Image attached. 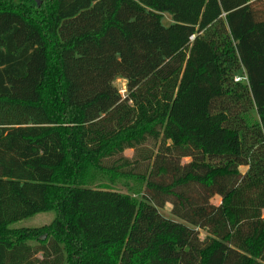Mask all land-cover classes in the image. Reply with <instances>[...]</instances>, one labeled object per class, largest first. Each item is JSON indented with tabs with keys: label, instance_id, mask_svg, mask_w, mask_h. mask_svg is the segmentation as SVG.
Segmentation results:
<instances>
[{
	"label": "trees",
	"instance_id": "1",
	"mask_svg": "<svg viewBox=\"0 0 264 264\" xmlns=\"http://www.w3.org/2000/svg\"><path fill=\"white\" fill-rule=\"evenodd\" d=\"M0 264H264V0H0Z\"/></svg>",
	"mask_w": 264,
	"mask_h": 264
},
{
	"label": "rangeland",
	"instance_id": "2",
	"mask_svg": "<svg viewBox=\"0 0 264 264\" xmlns=\"http://www.w3.org/2000/svg\"><path fill=\"white\" fill-rule=\"evenodd\" d=\"M163 22L165 25H169L171 22V16L169 14L164 15ZM116 86L120 90V92L125 95L126 91V81L122 78H118L115 81ZM127 155L132 154V150H128ZM184 161H187V158L184 159ZM220 199L217 197L213 200L215 204H218ZM161 213L164 214L167 217L176 219L174 216L171 214V205L166 204V206L162 209H160ZM55 217V214L53 212H46V213H40L37 214L36 216H33L29 219L19 221L15 224H13V227L20 228V227H41L43 225L49 224L53 218ZM206 233L204 231H200V236L201 238H204Z\"/></svg>",
	"mask_w": 264,
	"mask_h": 264
},
{
	"label": "built area",
	"instance_id": "3",
	"mask_svg": "<svg viewBox=\"0 0 264 264\" xmlns=\"http://www.w3.org/2000/svg\"><path fill=\"white\" fill-rule=\"evenodd\" d=\"M239 80H241V78H240V77L236 78V81H239Z\"/></svg>",
	"mask_w": 264,
	"mask_h": 264
}]
</instances>
